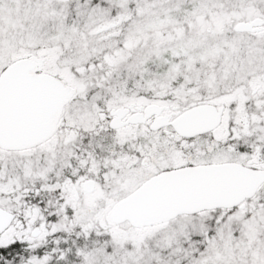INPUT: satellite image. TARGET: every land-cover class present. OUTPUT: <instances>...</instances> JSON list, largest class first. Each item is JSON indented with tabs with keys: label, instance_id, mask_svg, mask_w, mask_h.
Here are the masks:
<instances>
[{
	"label": "snow or ice",
	"instance_id": "obj_1",
	"mask_svg": "<svg viewBox=\"0 0 264 264\" xmlns=\"http://www.w3.org/2000/svg\"><path fill=\"white\" fill-rule=\"evenodd\" d=\"M0 264H264V0H0Z\"/></svg>",
	"mask_w": 264,
	"mask_h": 264
}]
</instances>
